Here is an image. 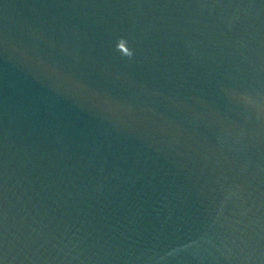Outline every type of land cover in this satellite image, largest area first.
Listing matches in <instances>:
<instances>
[{"label": "water", "instance_id": "water-1", "mask_svg": "<svg viewBox=\"0 0 264 264\" xmlns=\"http://www.w3.org/2000/svg\"><path fill=\"white\" fill-rule=\"evenodd\" d=\"M0 264H264V0H0Z\"/></svg>", "mask_w": 264, "mask_h": 264}, {"label": "clouds", "instance_id": "clouds-1", "mask_svg": "<svg viewBox=\"0 0 264 264\" xmlns=\"http://www.w3.org/2000/svg\"><path fill=\"white\" fill-rule=\"evenodd\" d=\"M119 42H121L123 45H126V42H125V40H123V39H119ZM117 48V47H116ZM118 50V49H117ZM119 51V50H118ZM122 55H124V56H126V57H129V58H131L132 57V55H133V53H132V51L126 46L125 47V49H124V51L123 52H121V51H119Z\"/></svg>", "mask_w": 264, "mask_h": 264}]
</instances>
